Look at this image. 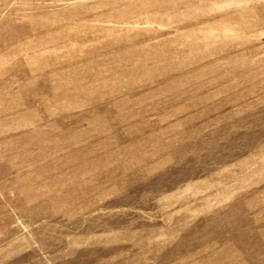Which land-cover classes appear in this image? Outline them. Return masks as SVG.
Masks as SVG:
<instances>
[{"label":"rangeland","instance_id":"1","mask_svg":"<svg viewBox=\"0 0 264 264\" xmlns=\"http://www.w3.org/2000/svg\"><path fill=\"white\" fill-rule=\"evenodd\" d=\"M0 264H264V0H0Z\"/></svg>","mask_w":264,"mask_h":264}]
</instances>
